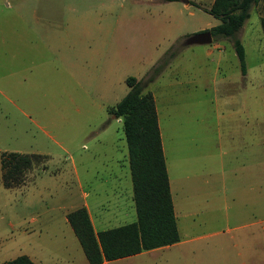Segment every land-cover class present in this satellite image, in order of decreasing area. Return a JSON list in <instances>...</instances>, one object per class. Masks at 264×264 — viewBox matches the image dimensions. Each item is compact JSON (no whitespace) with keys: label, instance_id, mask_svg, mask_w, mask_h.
Here are the masks:
<instances>
[{"label":"rangeland","instance_id":"rangeland-1","mask_svg":"<svg viewBox=\"0 0 264 264\" xmlns=\"http://www.w3.org/2000/svg\"><path fill=\"white\" fill-rule=\"evenodd\" d=\"M210 2L0 0V89L8 96L0 94V148L47 154L17 187L0 185V238L10 245L0 259L34 245L48 262L83 264L62 218L82 201L83 191L96 229L135 219L121 121L107 112L132 75L155 96L171 196L182 221V264H228L220 246L211 248L212 190L196 194L192 157L184 158L181 180L174 161L180 146L182 153H194L196 142L209 147L216 130L226 132L228 117L248 112L251 147H264V0L250 6L235 33L244 47L245 79L230 38L183 42L219 21L207 11ZM157 64L154 81H145ZM234 81L245 88L243 98H228L236 92ZM220 187L217 182L213 191ZM23 226L26 233L18 231ZM167 256V249L147 250L104 264H169Z\"/></svg>","mask_w":264,"mask_h":264},{"label":"trees","instance_id":"trees-1","mask_svg":"<svg viewBox=\"0 0 264 264\" xmlns=\"http://www.w3.org/2000/svg\"><path fill=\"white\" fill-rule=\"evenodd\" d=\"M258 0H212L208 13L218 23L210 26L212 40L230 38L239 69L245 72L244 47L235 35L249 16V8ZM264 38V16L259 17ZM154 66L145 81L158 72ZM127 91L107 112L119 118L127 150L131 181V198L135 219L120 225L93 231L85 206L68 211L65 216L72 228L88 264H100L140 251L168 245L178 240L168 177L157 121L154 99L150 91H143L144 82L129 75L125 78ZM47 158L37 152L1 151V181L4 187L21 184L25 173ZM1 264H36L26 254H18Z\"/></svg>","mask_w":264,"mask_h":264},{"label":"crops","instance_id":"crops-1","mask_svg":"<svg viewBox=\"0 0 264 264\" xmlns=\"http://www.w3.org/2000/svg\"><path fill=\"white\" fill-rule=\"evenodd\" d=\"M261 16H264V14L260 15V17ZM212 25L214 24H211L210 26ZM199 30H202L201 27L199 28ZM219 65L220 64L217 65V70L220 69ZM246 72L247 66L245 64L244 73H241L239 69L240 79L246 78ZM152 81H154V79L150 80L149 83H151ZM232 87L233 91H236L235 93H237V96L234 93L233 95L228 96V98L232 99V96L234 97V99H238V97L243 98L245 94V88L243 87V85L237 84L236 81H234ZM143 91H150L153 99L155 98L151 90L148 89ZM0 94L4 99L8 100V96L1 89ZM241 94L243 96H241ZM1 116L3 118L5 117L4 114H2ZM252 118L253 117H251L250 112H248V114L246 115L244 114L242 117H238L235 115H233V117H228L226 132L216 130L214 137L210 138L211 144L209 147L207 142L205 144L196 142L194 144V153H182V146H180L179 157H176L177 159L175 158L176 160L174 161L175 164H179L178 166H180L179 170L181 180L182 165L185 164L184 158L188 159L189 157H192L195 163V188L197 191L196 194L199 195V189L203 187L210 188L212 190V196L210 197V220L213 221L214 229L212 232L215 234V237L211 241V248L212 250H215L217 246H220L221 250L225 251L226 253V256L229 260L228 264H264V147L259 146L255 149H252L251 147ZM106 122L107 121L103 123V126L106 124ZM3 124L4 120L2 119L0 128L3 126ZM1 151L9 150L0 148V152ZM164 162L171 196V183L169 180L165 156ZM115 176L117 177V175ZM118 178L119 177H117V180ZM217 182L221 187L220 190L216 193L213 191V188L217 186ZM0 185L3 186L1 181V172ZM94 186H100V184H95ZM179 188L182 189V184L179 185ZM207 193V190L202 192V195L204 196V200L206 202H208V198L205 197L204 194ZM86 196H88L87 192L83 191L82 201L78 205H75L73 208L65 210L63 212L62 218L68 223L65 214L68 211L83 205L87 210L93 231L96 232L100 229H96L94 227V221L91 216L89 202ZM171 201L175 217L176 229L178 232V240L168 245H163L148 250L167 249L169 250V257L167 256V259H169V261L166 263L182 264V221L181 223H178L177 221L172 196ZM6 224L8 226H12V222L10 221H8ZM70 229L72 230L71 227ZM28 230V226L18 228V231L22 233H26ZM0 234H2L1 228ZM9 249L10 245H6L3 238H0V252H7ZM145 251L147 250L140 251L138 252V254ZM18 252L19 253H15V255H13L12 257L18 254H26L36 264H59L56 261L48 262L49 258L46 255L42 254L39 246L25 245L23 249ZM84 258L85 262L83 261V264H88L85 255ZM4 260L6 259H0V264ZM108 261L110 260H104L100 264L107 263Z\"/></svg>","mask_w":264,"mask_h":264},{"label":"water","instance_id":"water-1","mask_svg":"<svg viewBox=\"0 0 264 264\" xmlns=\"http://www.w3.org/2000/svg\"><path fill=\"white\" fill-rule=\"evenodd\" d=\"M212 40V35L209 29L198 30L186 36L183 40L185 44L192 43H209Z\"/></svg>","mask_w":264,"mask_h":264},{"label":"flooded vegetation","instance_id":"flooded-vegetation-1","mask_svg":"<svg viewBox=\"0 0 264 264\" xmlns=\"http://www.w3.org/2000/svg\"><path fill=\"white\" fill-rule=\"evenodd\" d=\"M203 30V29H202Z\"/></svg>","mask_w":264,"mask_h":264}]
</instances>
